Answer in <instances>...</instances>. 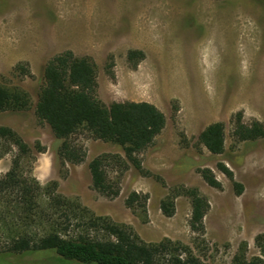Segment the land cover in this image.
I'll return each instance as SVG.
<instances>
[{
    "label": "rangeland",
    "instance_id": "obj_1",
    "mask_svg": "<svg viewBox=\"0 0 264 264\" xmlns=\"http://www.w3.org/2000/svg\"><path fill=\"white\" fill-rule=\"evenodd\" d=\"M64 51L93 61L102 106L147 102L164 116L153 144L135 154L148 175L107 167L119 188L115 197L91 188L87 164L101 154L122 156L120 147L79 133L72 139L84 148V160L62 163L57 140L34 115L43 69ZM0 86L18 95L15 106L0 113V127L27 149L18 174L36 181L39 206L56 212L57 223H64L62 215L81 218L83 208L144 244H175V251L160 255L165 264L186 251L203 264H230L234 256L264 264L256 244L264 234V139L240 141L234 133L237 123L264 124V0H0ZM217 122L224 126V151L213 155L198 137ZM17 153L0 142V176ZM218 164L232 171L240 194ZM202 169L211 171L219 188L203 181ZM192 189L209 205L201 234L189 228ZM131 192L140 197L129 208L124 200ZM51 194L66 201L56 211L46 207ZM166 197L173 198L170 217L159 209ZM3 230L0 224V254ZM87 232L104 239L103 232ZM2 261L74 264L53 253L4 255Z\"/></svg>",
    "mask_w": 264,
    "mask_h": 264
},
{
    "label": "trees",
    "instance_id": "obj_2",
    "mask_svg": "<svg viewBox=\"0 0 264 264\" xmlns=\"http://www.w3.org/2000/svg\"><path fill=\"white\" fill-rule=\"evenodd\" d=\"M43 80L34 115L49 127L57 140L55 153L60 162L78 164L84 160V148L72 138L85 133L91 139L116 145L122 150V156L101 154L87 164L91 188L98 193L111 198L119 193V188L110 182L109 165H118L122 171L133 169L141 175L149 174L135 154L148 149L164 126V116L154 105L113 102L108 107L102 106L95 96L96 67L93 61L70 51L58 53L48 60L43 69ZM17 96L0 86V113L14 107ZM234 133L240 141L264 139V124L258 121L248 125L237 123ZM223 139L224 126L219 122L204 127L198 137L200 144L213 155L224 151ZM1 141L14 145L18 153L8 171L0 176V199H7L6 205L0 209V224L4 227L1 239L5 250L0 254V264H5L2 261L4 255L31 253H53L59 260L74 264H165L160 262V255L177 249L167 240L144 244L129 229L92 216L83 208L81 218L71 219L62 215L64 223H57L56 212H47V208L39 206L37 194L41 190L36 181L32 178L23 180L18 174L20 158L27 153L26 146L6 127H0ZM217 168L240 194L242 186L236 183L232 171L223 164H218ZM200 176L208 186L220 187L210 170L202 169ZM187 195L189 228L201 234L208 202L195 189L188 191ZM139 197L135 192L129 193L124 200L125 206L132 208ZM64 203L66 201L59 195L51 194L46 207L56 211L55 206ZM159 209L164 216H172L173 198L166 197L160 201ZM90 229L103 232L104 239L91 237L87 232ZM256 244L260 254H264V234L256 239ZM166 264L203 263L186 251ZM230 264H262V260L257 257L244 260L234 256Z\"/></svg>",
    "mask_w": 264,
    "mask_h": 264
}]
</instances>
